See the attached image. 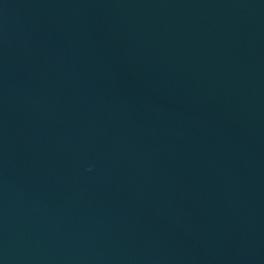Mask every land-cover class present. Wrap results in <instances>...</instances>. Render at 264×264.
<instances>
[{"label":"water","instance_id":"obj_1","mask_svg":"<svg viewBox=\"0 0 264 264\" xmlns=\"http://www.w3.org/2000/svg\"><path fill=\"white\" fill-rule=\"evenodd\" d=\"M0 264H264V0H0Z\"/></svg>","mask_w":264,"mask_h":264}]
</instances>
